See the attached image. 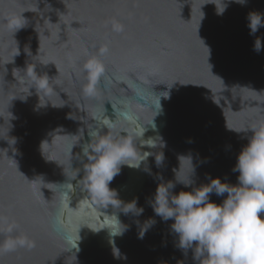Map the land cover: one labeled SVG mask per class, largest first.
Returning a JSON list of instances; mask_svg holds the SVG:
<instances>
[{
    "label": "water",
    "instance_id": "water-1",
    "mask_svg": "<svg viewBox=\"0 0 264 264\" xmlns=\"http://www.w3.org/2000/svg\"><path fill=\"white\" fill-rule=\"evenodd\" d=\"M210 2L221 4L0 0V244L34 245L0 252V264H198L174 220L155 214L157 187L176 175L193 184L172 194L217 178L236 185L232 169L252 135L236 131L264 123V50L253 51L264 27L254 36L248 27L264 0H225L223 15ZM104 46L106 78L85 98L83 65ZM41 77L49 87L37 93ZM92 132L132 139L143 160L110 183L114 207L85 190Z\"/></svg>",
    "mask_w": 264,
    "mask_h": 264
},
{
    "label": "clouds",
    "instance_id": "clouds-1",
    "mask_svg": "<svg viewBox=\"0 0 264 264\" xmlns=\"http://www.w3.org/2000/svg\"><path fill=\"white\" fill-rule=\"evenodd\" d=\"M232 2L243 5L246 0H228V3ZM210 3L216 5L218 15H223L228 6L225 0H221L220 5ZM248 20L250 35L254 36L264 27V15L250 13ZM23 27L18 26L17 31ZM115 30L120 32L123 29L118 25ZM262 50L264 43L257 38L253 51L259 54ZM108 51L106 46L101 47L98 56L91 57L83 65L87 80L82 90L85 98L95 96L98 82L102 77L106 78V66L99 57L105 56ZM48 87L47 79L41 77L36 80L37 93ZM126 118L131 119V116ZM236 132L252 133L247 137L248 143L241 150L232 169L233 172L239 173L236 185L222 183L217 178L210 184L194 188L192 191L172 194L171 190L176 184H182L185 188L193 184L192 175L186 180L179 179L176 175L175 182L161 184L156 190L152 205L155 214L164 221L174 220L171 228L179 236V247L185 250L193 249L194 259L198 264H264V123H257L246 130ZM89 137L90 142L82 147V155L88 161L84 166L85 190L97 201L114 207L111 198L113 193L117 197V193L109 187L110 183L120 173L122 166L138 168L143 160H140L136 146L130 138L117 139L109 134L101 136L98 132L90 133ZM182 158L191 161V157L181 156L180 161ZM163 159V156L162 159L156 157L157 165ZM135 161L139 163H134ZM213 192L218 197L227 193V197L221 204H217L210 200V194ZM142 211L140 209L139 213ZM53 226L56 230L63 229L59 217L53 221ZM12 230L8 228L7 232ZM146 231L147 227L141 231L140 238H143ZM110 233L116 236L111 230ZM33 246L27 238L9 237L0 244V252Z\"/></svg>",
    "mask_w": 264,
    "mask_h": 264
}]
</instances>
